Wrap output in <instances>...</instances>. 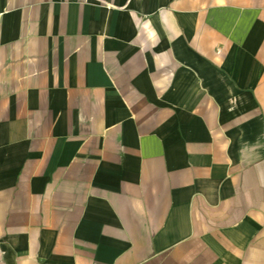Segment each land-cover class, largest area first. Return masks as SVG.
<instances>
[{"label": "crops", "instance_id": "crops-1", "mask_svg": "<svg viewBox=\"0 0 264 264\" xmlns=\"http://www.w3.org/2000/svg\"><path fill=\"white\" fill-rule=\"evenodd\" d=\"M0 264H264V0H0Z\"/></svg>", "mask_w": 264, "mask_h": 264}]
</instances>
